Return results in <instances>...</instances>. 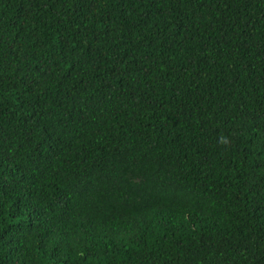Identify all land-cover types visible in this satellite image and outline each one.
<instances>
[{"label":"trees","instance_id":"16d2710c","mask_svg":"<svg viewBox=\"0 0 264 264\" xmlns=\"http://www.w3.org/2000/svg\"><path fill=\"white\" fill-rule=\"evenodd\" d=\"M0 264H264V0H0Z\"/></svg>","mask_w":264,"mask_h":264}]
</instances>
